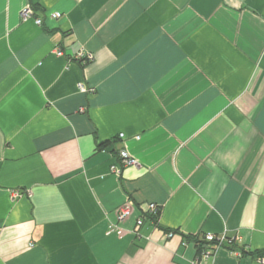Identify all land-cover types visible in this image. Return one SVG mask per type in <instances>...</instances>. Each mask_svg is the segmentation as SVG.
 I'll return each instance as SVG.
<instances>
[{
  "label": "crops",
  "instance_id": "crops-1",
  "mask_svg": "<svg viewBox=\"0 0 264 264\" xmlns=\"http://www.w3.org/2000/svg\"><path fill=\"white\" fill-rule=\"evenodd\" d=\"M202 234L264 248V0H0V264H192Z\"/></svg>",
  "mask_w": 264,
  "mask_h": 264
},
{
  "label": "built area",
  "instance_id": "built-area-1",
  "mask_svg": "<svg viewBox=\"0 0 264 264\" xmlns=\"http://www.w3.org/2000/svg\"><path fill=\"white\" fill-rule=\"evenodd\" d=\"M60 16H61V14L59 12L51 13V17L53 19H58V18H60ZM21 17L23 20L33 18L36 24H38V25L42 24V19L35 16L33 8L31 6H27L26 8H24L21 11ZM55 52L58 56H61L63 54L62 50L59 47H56ZM76 58L83 59V62L86 63V62H89L91 60L92 55L89 53H85L81 50L77 53ZM79 90L82 93H86V94L95 93L94 87L87 86L84 83L79 85ZM122 136L123 135H120L121 138H122ZM119 159H120V161H118L116 164L112 165L110 168L111 172L114 174H120L124 167L136 163V161L128 154V152L125 149H121L119 151ZM14 195L17 196V195H19V193L15 192ZM132 208H133V205L130 202H128L127 204L120 207L116 213L117 222L120 223V222L124 221L126 218H128L131 214ZM159 208H160V206L158 204L149 203L146 207V213L147 214H145L143 217H141L137 220L136 229H138V227L143 223V219L145 217L150 219L149 215L156 214ZM115 228H116V230H115L116 234L118 236L121 235L122 230L117 225ZM172 235H173V232L167 233L168 237H171ZM205 240H207V241L218 240L219 242H223L225 240V237L224 236H215L213 234H205ZM212 252H213V250L210 248L205 249V251L201 254V256L197 257L196 260L192 264H200V262L203 259L207 258L209 255H211ZM261 261H264V259H261Z\"/></svg>",
  "mask_w": 264,
  "mask_h": 264
},
{
  "label": "trees",
  "instance_id": "trees-1",
  "mask_svg": "<svg viewBox=\"0 0 264 264\" xmlns=\"http://www.w3.org/2000/svg\"><path fill=\"white\" fill-rule=\"evenodd\" d=\"M31 7L33 8L34 14L36 16V13L39 11V8L37 5H31ZM80 63L85 64L83 62V59H80ZM118 140L117 138L114 139H110V140H106L103 142H100L98 144H96V150H104V149H110V152L113 153L114 155H116L119 159V151L120 150H116L115 145L117 144ZM160 209H158L157 213L154 215H149L150 220L152 221V223L158 227V218H159V214H160ZM147 214V213H145ZM166 232H171L168 229H164ZM175 232V231H174ZM184 239H186V241H194L195 242V247H196V258L200 257L201 254L205 251V249L210 248L212 250H215L217 247H225L228 248L230 250H235L237 249L239 251L240 256H251L255 259H264V248L261 249H257V250H249L247 249L244 245H240L238 244L235 239H229V238H225V240L223 242H219L218 240H213V241H207L205 240V234L202 235H198V236H189V235H184L183 236Z\"/></svg>",
  "mask_w": 264,
  "mask_h": 264
}]
</instances>
